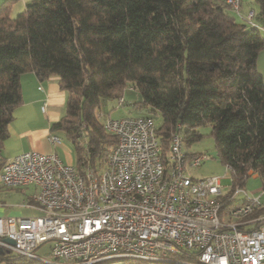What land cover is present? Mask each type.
Wrapping results in <instances>:
<instances>
[{"label": "trees", "instance_id": "obj_1", "mask_svg": "<svg viewBox=\"0 0 264 264\" xmlns=\"http://www.w3.org/2000/svg\"><path fill=\"white\" fill-rule=\"evenodd\" d=\"M15 2L0 5V147L23 104L21 76L57 77L67 101L51 131L71 140L79 170L101 169L117 143L99 120L102 100L121 101L133 88L142 98L134 106L161 115L163 151L174 133L187 148L211 127L232 187L257 174L264 189V0L255 27L239 23L225 0H32L12 17ZM261 215L264 206L250 218ZM175 259L197 261L186 252ZM0 260L39 264L13 253Z\"/></svg>", "mask_w": 264, "mask_h": 264}, {"label": "built area", "instance_id": "obj_2", "mask_svg": "<svg viewBox=\"0 0 264 264\" xmlns=\"http://www.w3.org/2000/svg\"><path fill=\"white\" fill-rule=\"evenodd\" d=\"M225 2L241 15V0ZM254 15L247 16L253 27ZM104 128L117 143L101 169L79 170L54 152L5 162L1 185L33 186L22 206L39 215L0 218V249L39 264H264V215L250 218L262 206L259 197L232 186L224 192L219 176L191 177L208 156L188 153L179 133L163 151L151 117L108 118ZM48 140L62 142L53 134ZM238 194L243 198L232 206ZM183 252L197 261L176 260Z\"/></svg>", "mask_w": 264, "mask_h": 264}, {"label": "rangeland", "instance_id": "obj_3", "mask_svg": "<svg viewBox=\"0 0 264 264\" xmlns=\"http://www.w3.org/2000/svg\"><path fill=\"white\" fill-rule=\"evenodd\" d=\"M243 12L249 14L250 11H253L256 14L255 21H258V14L260 11V6L257 0H242ZM20 0H16L13 5L11 12L12 17L17 16L21 13L24 8L20 9ZM235 14V13H234ZM236 19L239 23H244L238 16ZM247 24H249L247 22ZM264 37V31H262ZM258 71L263 76L264 79V50H262L257 59ZM122 102L119 99H103L101 103V112L99 114V120L102 123L108 118H119L122 115L128 116H150L156 127H159L162 124V118L159 113L149 114L146 109H140L134 106V103L141 101V95L134 90L133 88H127L124 90L122 96ZM123 103V104H121ZM65 113V111H64ZM202 139L197 142L192 143L189 147H185L187 152L190 154H206L208 160L204 162L199 168L191 169L189 175L196 179H203L210 176H219L222 177V185L224 186V192L230 191L232 186V177L230 172L227 171V167L220 161L218 152L215 145V139L212 135L211 127L201 128ZM53 135L59 137L62 140V143L55 148L56 154L63 161V163L76 166V156L75 151L72 146L71 140L68 139L61 131H54ZM82 145L85 146L86 139L83 138L81 141ZM9 157V153L4 149L0 148V158ZM250 198L254 199L256 197L260 198L261 204L264 206V189L262 183L258 177L251 176L245 183L244 188ZM37 191V190H36ZM33 186L31 187H20L15 189H8L1 185L0 183V218L10 217L8 214L12 211H18L22 215L21 217H35L39 215V212L36 210L27 209L22 206L23 201L26 199V196L36 193ZM26 194V195H25ZM243 198L242 194H238L235 198L236 202L241 201ZM48 246L41 249L39 254L46 252ZM10 254V253H9ZM0 264H4L0 260ZM109 264H124L123 261H113Z\"/></svg>", "mask_w": 264, "mask_h": 264}, {"label": "crops", "instance_id": "obj_4", "mask_svg": "<svg viewBox=\"0 0 264 264\" xmlns=\"http://www.w3.org/2000/svg\"><path fill=\"white\" fill-rule=\"evenodd\" d=\"M6 1L0 0V5ZM20 1V9L18 10L25 8L27 3L32 0ZM242 2L241 0V15L237 16L244 23H247V16L249 14L243 12ZM255 18L256 14L253 17V21L258 25L259 22H256ZM20 82L23 93V104L14 110L13 121L9 126V137L4 141L2 147H0L9 153V157L0 158L4 162L23 152L56 153V146L51 145L48 138L53 134L51 131L53 123L58 122L65 114L67 94L61 89L57 77L40 80L34 73H26L21 76ZM127 116L122 115L119 118ZM252 176L258 177L257 174H253ZM29 197L31 195L26 196V199ZM8 215L24 216L18 211H12Z\"/></svg>", "mask_w": 264, "mask_h": 264}, {"label": "water", "instance_id": "obj_5", "mask_svg": "<svg viewBox=\"0 0 264 264\" xmlns=\"http://www.w3.org/2000/svg\"><path fill=\"white\" fill-rule=\"evenodd\" d=\"M8 242L11 243V244H14V242L12 240H8ZM6 253L9 254V252H5L2 249H0V255H4Z\"/></svg>", "mask_w": 264, "mask_h": 264}]
</instances>
